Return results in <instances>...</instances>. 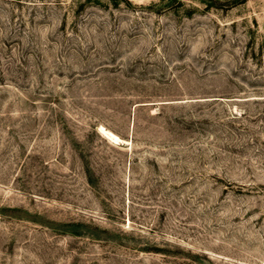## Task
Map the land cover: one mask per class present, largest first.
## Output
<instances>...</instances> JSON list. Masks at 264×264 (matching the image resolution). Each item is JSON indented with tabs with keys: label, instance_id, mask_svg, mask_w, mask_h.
I'll return each mask as SVG.
<instances>
[{
	"label": "rangeland",
	"instance_id": "rangeland-1",
	"mask_svg": "<svg viewBox=\"0 0 264 264\" xmlns=\"http://www.w3.org/2000/svg\"><path fill=\"white\" fill-rule=\"evenodd\" d=\"M0 264H264V0H0Z\"/></svg>",
	"mask_w": 264,
	"mask_h": 264
},
{
	"label": "bare ground",
	"instance_id": "bare-ground-1",
	"mask_svg": "<svg viewBox=\"0 0 264 264\" xmlns=\"http://www.w3.org/2000/svg\"><path fill=\"white\" fill-rule=\"evenodd\" d=\"M117 138V137H116Z\"/></svg>",
	"mask_w": 264,
	"mask_h": 264
}]
</instances>
